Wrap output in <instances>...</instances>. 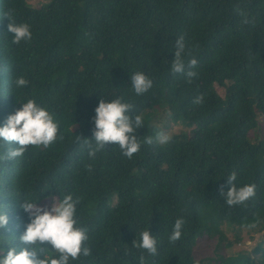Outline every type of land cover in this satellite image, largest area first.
<instances>
[{
  "label": "trees",
  "instance_id": "obj_1",
  "mask_svg": "<svg viewBox=\"0 0 264 264\" xmlns=\"http://www.w3.org/2000/svg\"><path fill=\"white\" fill-rule=\"evenodd\" d=\"M7 12L30 26L29 41L11 42ZM180 37L192 78L170 69ZM137 71L153 81L142 95L131 87ZM102 97H121L142 117L131 158L114 144L88 154ZM29 98L54 114L61 138L15 159L0 141V213L9 217L0 248L34 247L18 238L29 222L22 200L49 205L51 193H71L90 254L70 264H264V0H0V124ZM196 127L205 135L190 134ZM158 133L168 142L156 143ZM233 172L255 195L229 206L221 192ZM177 218L183 234L172 242ZM147 229L155 255L132 247ZM249 241L251 250L228 253Z\"/></svg>",
  "mask_w": 264,
  "mask_h": 264
},
{
  "label": "clouds",
  "instance_id": "obj_2",
  "mask_svg": "<svg viewBox=\"0 0 264 264\" xmlns=\"http://www.w3.org/2000/svg\"><path fill=\"white\" fill-rule=\"evenodd\" d=\"M10 21L7 32L11 33V42L19 44L29 41L32 37L31 28L27 23H18L13 14H3ZM184 38L177 39L174 50V59L170 65L172 73H185L188 78L196 75L193 71H186L183 55L185 52ZM189 66H195V58L188 61ZM131 87L136 95L146 93L153 81L141 71L130 75ZM15 87L22 89L28 81L20 76L14 81ZM22 106L10 113L3 124H0V141L14 145L6 152L7 159L22 157L29 146L48 147L54 144L61 136L58 135L59 121L54 114L45 106L34 99L22 101ZM200 102L198 97L195 101ZM131 105L121 97L114 99L101 98L94 109L92 116L93 129L91 140L85 137L84 143L89 145V156L107 144L118 146L122 155L131 158L139 151L141 144L137 140L136 131L142 127L141 115H130ZM80 137H78L79 139ZM169 136L158 133L155 142L165 144ZM94 142L95 147L91 146ZM146 143H153L149 138ZM237 175L235 172L227 176L229 187L222 191L225 203L229 206L243 204L255 195V186L244 184L237 187ZM51 204L39 203V198H27L22 200L20 208L28 215L29 222L19 235V241L26 246H10L5 250L0 248V264H70L79 256H88L90 248L87 245L89 239L88 230L81 226L77 218V205L79 198L73 194H64L57 200L55 193H51ZM117 196L113 198L116 202ZM9 217L6 213H0V227L8 224ZM184 219L177 218L169 240L177 241L183 234ZM50 245V248L47 246ZM132 247L146 250L155 255L157 249L156 235L149 229L139 233V239L135 238ZM49 249L51 251H49ZM140 264H144V257H140Z\"/></svg>",
  "mask_w": 264,
  "mask_h": 264
},
{
  "label": "rangeland",
  "instance_id": "obj_3",
  "mask_svg": "<svg viewBox=\"0 0 264 264\" xmlns=\"http://www.w3.org/2000/svg\"><path fill=\"white\" fill-rule=\"evenodd\" d=\"M32 1V4H34V5H41V3L43 2V1H45V0H31ZM219 89V92L221 93V94H223L224 95V90L222 89V88H218ZM170 125L172 126V127H174L175 126V124L174 123H171V121H170ZM182 125H179V126H177L175 129V131L173 132V133H178V130H179V128L181 127ZM182 129V128H181ZM191 129V128H190ZM189 129V130H190ZM195 132H196V135L197 136H204L205 135V131H204V129H202V128H195V131H194V129L193 130H190V134L191 133H193V134H195ZM258 133L260 134V138H262V137H264V115H261V116H259V128H258ZM50 204L51 203H49V206H50ZM46 205H48V204H46ZM255 241H249V242H243L242 244H240L239 246H237V247H234V248H232L230 251H228V253L229 254H232V253H234L235 251H238V250H247L248 249V251L249 250H251L252 249V247H253V243H254ZM49 248H50V245H47ZM247 246V247H246ZM49 251H51L50 249H49Z\"/></svg>",
  "mask_w": 264,
  "mask_h": 264
}]
</instances>
